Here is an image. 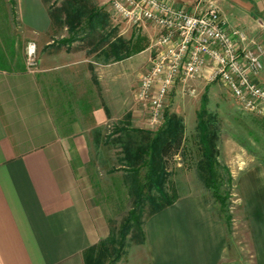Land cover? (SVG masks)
Returning <instances> with one entry per match:
<instances>
[{"label":"crops","instance_id":"crops-1","mask_svg":"<svg viewBox=\"0 0 264 264\" xmlns=\"http://www.w3.org/2000/svg\"><path fill=\"white\" fill-rule=\"evenodd\" d=\"M96 1L89 31L106 38L117 28L111 44L100 41L98 50L88 40L63 42L68 30L57 34L45 0L16 1L20 27L36 40L40 59L35 68H13L0 57V264H85V249L111 232L91 166L139 167L147 158L141 150L165 124L166 114L152 128L135 97L156 27L123 25L110 0ZM170 1L187 9L197 2ZM202 1L244 32L243 47L261 46L258 81L264 86V0ZM123 38L136 39L127 55ZM209 73L207 67L203 75ZM235 140L227 153L230 164L239 154L245 165L232 173L247 207L243 241L249 249L232 250L205 196L188 193L145 218L140 248L118 264H264V163Z\"/></svg>","mask_w":264,"mask_h":264},{"label":"rangeland","instance_id":"rangeland-1","mask_svg":"<svg viewBox=\"0 0 264 264\" xmlns=\"http://www.w3.org/2000/svg\"><path fill=\"white\" fill-rule=\"evenodd\" d=\"M45 2L48 5L55 26H57L56 32L58 35L61 33L60 30H62V33L68 30L69 36H75L79 41L88 40L92 45H96L95 50H98L100 41L107 40L111 44L112 38L117 35V28L109 29L106 32V38L89 31L90 27L97 21L95 16L96 0H45ZM123 25H126V23L123 22ZM135 40L123 38L122 41L125 47L123 55H127L134 50V48L131 49L133 47L131 42ZM31 44L36 46L35 66L29 64L28 48ZM0 57L6 58L13 68L21 63H24L27 68H35L40 59L36 40L29 38L22 30L16 16V6H13L9 0H0ZM206 85H209L207 105L208 112L211 113L209 123L212 130L218 133V145L222 151L219 159L234 174H237V170H240L241 166H245L240 165L243 163L238 161L239 154H236V161L233 165L229 163L230 155L227 153V146L234 139L249 154L264 163V117L244 109L222 83L211 80L206 75L187 78L176 84L170 92L166 109L173 118L171 129H175L182 124L185 140L181 152L169 161L165 167L166 175L161 185L170 197L175 192L177 197L188 193L203 194L212 210L218 213L220 207L212 189L207 188L202 183L197 173L198 163L202 157L199 134L196 128L197 111L200 109L201 97ZM208 117L206 115V118ZM157 163L158 155H155V164ZM147 169V166H142L141 171L136 173L134 169L130 168L120 167L116 170L101 167L100 162H96L91 166L92 174H94L93 181L98 183L99 187L97 189L100 190L97 197L101 200L104 211L109 217L111 230L118 235L132 210H135L137 214L135 217L138 220V224L131 221L121 255L119 254L117 257V253H114L113 256L107 259L106 264H118L122 260L127 263L140 248L145 218L154 211L151 199L157 202L161 199V194L156 187L146 189L141 205L136 206L134 209L136 198L135 178L137 174H142L141 178H143ZM234 184L235 187L231 189L232 194L227 200L229 211L234 216L233 231L229 243L232 250L239 251L242 249L246 252L249 248L244 246L243 241L245 235L243 216L248 214L245 212L244 215L243 210H247V207L239 197L241 195L236 180H234ZM228 186L229 184L224 182L222 191L224 192Z\"/></svg>","mask_w":264,"mask_h":264},{"label":"built area","instance_id":"built-area-1","mask_svg":"<svg viewBox=\"0 0 264 264\" xmlns=\"http://www.w3.org/2000/svg\"><path fill=\"white\" fill-rule=\"evenodd\" d=\"M110 8L119 23H150L157 29L147 70L135 89L152 128L164 121L172 88L203 75L207 67L208 77L222 83L244 109L264 117V86L258 81L262 48L243 47L244 32L230 28L216 5L197 0L194 9H187L170 0H110ZM35 55L31 44V66L36 65Z\"/></svg>","mask_w":264,"mask_h":264},{"label":"trees","instance_id":"trees-1","mask_svg":"<svg viewBox=\"0 0 264 264\" xmlns=\"http://www.w3.org/2000/svg\"><path fill=\"white\" fill-rule=\"evenodd\" d=\"M17 0H9V2L16 6ZM13 13H15L13 11ZM75 36H69L63 39V42H72L76 40ZM209 87L206 88L205 93L201 98L200 109L197 112V124L196 128L199 134V143L201 145L202 157L198 163L197 173L199 179L207 187L212 189L213 195L217 199L220 207V212L216 213L214 210V216L223 221L227 229L228 238L232 235L234 216L228 208V198L230 197L232 187H235L234 176L231 169L220 161V150L218 146V133L212 130L209 118L211 113L208 112L209 101ZM165 124L158 129L154 136L150 138L149 146L144 147L141 151L145 152L147 158L137 168H132L136 173L141 171L142 166H147V170L143 178L142 174H137L135 178V206L141 205L142 199L145 196L146 189L156 187L160 194V201L151 199L154 205V211L152 213L159 212L166 207L170 206L178 198L175 194L170 197L164 190L162 182L165 179V167L168 162L171 161L176 155H178L184 145L185 133L184 126L180 124L179 127L171 129V123L173 118L171 114L166 110ZM206 115L209 117L206 118ZM181 123V122H180ZM158 145V149H157ZM155 155H158V163L155 164ZM224 182L229 184L228 188L223 192L222 187ZM240 197V196H239ZM151 213V214H152ZM137 214L135 210H132L131 214L127 217L125 223L118 235L111 230L110 235L107 238L102 239L97 244L90 246L83 252L85 264H106L108 258L117 253L121 255L125 240L131 226V221L138 224V220L135 217ZM143 238H144V230ZM230 245V243H229ZM113 261V260H112Z\"/></svg>","mask_w":264,"mask_h":264}]
</instances>
